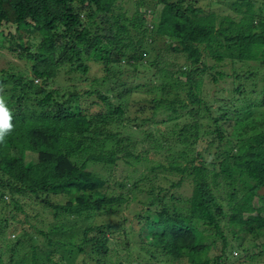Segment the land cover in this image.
I'll return each mask as SVG.
<instances>
[{
  "label": "trees",
  "instance_id": "obj_1",
  "mask_svg": "<svg viewBox=\"0 0 264 264\" xmlns=\"http://www.w3.org/2000/svg\"><path fill=\"white\" fill-rule=\"evenodd\" d=\"M209 1L215 10L195 0H133L129 15L121 0H0V49L7 44L29 70H0L14 125L0 143V203L22 212L26 200L52 220L47 231L28 224L34 235L21 229L0 248V264H62L58 250L66 264L79 255L81 264H264V221L248 214L264 205V56L254 51L264 2ZM156 38L166 47L133 85L147 103L127 116L122 77L134 79ZM91 62L100 77H89ZM61 73L80 83L49 87ZM206 75L229 78L230 93L205 94ZM155 110L173 126L141 138L154 123L144 113ZM150 155L161 161L116 179L120 163L135 167ZM161 174L172 178L167 188ZM183 186L189 194L176 195ZM133 197L138 208L127 217L96 221ZM9 228L0 218L1 243ZM250 249L258 252L244 256Z\"/></svg>",
  "mask_w": 264,
  "mask_h": 264
},
{
  "label": "rangeland",
  "instance_id": "obj_2",
  "mask_svg": "<svg viewBox=\"0 0 264 264\" xmlns=\"http://www.w3.org/2000/svg\"><path fill=\"white\" fill-rule=\"evenodd\" d=\"M122 1V5L124 7V10H126L128 13L127 14H131L133 8H134V2L133 0H121ZM196 1V6L197 7H202L205 10H215L217 8V6L213 5L209 0H195ZM257 4L264 2V0H256ZM146 4L149 5L150 4V0H145ZM151 12H152V5L149 6L148 11H147V15L145 16V23L149 24L151 22ZM6 46L7 44H4V47L0 49V70H4V69H8L9 73L11 72V74H16V73H22V74H27L29 72V70L27 69V66L25 65V63L21 60H18L14 55H12L10 52H8L6 50ZM164 47H166L165 42L163 39L160 38H156L152 43H151V48H152V53L146 57L145 60H143V62L141 63L142 65L139 67L136 76L134 77V79L131 78H126V77H122V81L127 83V85L125 84V88L123 91H125L123 94V91L118 92V94H121V104L125 105V107L127 106V108L129 109V114H127V116H131L133 117V112L135 111V109H137V107L139 106H144L146 105L143 101V98L148 97L146 95H144L143 91L145 89H135L133 88V85H135L136 83H138L139 85H141L142 83H144L146 81V77L145 75L150 72L151 70L148 68V64L152 61V59L154 58V56L164 50ZM264 37L262 38H257L255 39V43H254V51H256L257 53H259L258 51H260V55L264 56ZM211 63L209 62L208 65H210ZM9 67V68H8ZM89 67H90V72H89V77H100L101 74V68L100 65L95 64L93 62L89 63ZM223 68V67H222ZM140 71V73H139ZM144 74V75H143ZM128 75H133L132 73H129ZM147 76V75H146ZM1 77V74H0ZM211 78L206 75L203 77V91L206 92L205 94H210L211 96H214V94L217 93L221 96H227L230 93L232 86V81L229 78H222L220 80H218L217 83H212L211 82ZM40 80H35L34 82L37 83ZM80 83L79 79L77 78V75H73V74H64L61 73L59 75V77H57V79L55 80V83L49 87H53V88H59V87H63V88H68L70 86H72L73 84H77ZM132 84V85H131ZM107 88V87H105ZM3 90H1L0 92H2ZM214 92V93H212ZM0 93V94H1ZM3 95H1L0 98L3 99L2 97ZM5 96V95H4ZM110 96H112V94H110ZM116 96V94L114 95ZM7 98V97H6ZM8 99V98H7ZM112 103L116 104L117 100L114 98H111ZM7 101V100H6ZM148 108V106H145ZM126 108V109H127ZM139 117H142V114L140 116V114L138 115ZM144 116L147 117L148 119L152 118L153 119V127H150L149 129H142L139 134V136L144 137L147 135L148 132H164L167 131L171 128V126H173V121H169L166 120V122L161 123L160 120H164L166 118V115L161 114L158 110L155 111H147L144 113ZM177 121V119H176ZM183 122V121H182ZM201 122H204V120L202 119ZM228 132L232 131V127L231 128H227ZM131 131L130 129H126L125 130V134H130ZM232 141V139H230ZM147 143H142V146L145 147ZM231 143H228V145L226 146L227 150L230 149L229 145ZM138 148L140 149V145H138ZM146 148V147H145ZM150 162L144 163V164H137L132 166V167H127L126 165L123 164H119L118 166V170L116 171V179L121 177V176H126L130 173V176L133 177V179L137 178L140 176V174L142 172L147 171L149 166H153L155 164H158L161 161V157L159 156H154L150 155ZM153 158V159H152ZM97 168V167H96ZM95 170H99V168H97ZM159 177V183L167 188L169 185V182L171 181V177L166 176L165 174H161L158 175ZM167 177V178H166ZM171 178V179H170ZM169 180V181H168ZM189 187L188 186H183L182 189L180 190V193L175 192L176 195L180 194L181 195H187L189 194ZM58 201L60 203H64L65 199L63 198H57V199H53L52 202ZM133 204L129 205L127 204L126 206H122L120 208H115L112 209L110 211H105L107 212V214H103L101 216H98L96 218L97 222H105L106 219H111L112 221H110V223H115L119 220H121V216H125L127 217L128 214H130L129 212H133L136 211L138 208V205L135 203V201H137L135 199V197L132 198ZM21 206L23 208V211H16L14 209V206L10 205V203H8V200H5V203H0V218H7L9 220V224H10V228L8 229V233L5 236L4 241L1 243L0 242V248L3 250H6L5 248L11 244L12 242L15 241L16 237L19 234V231L21 229H28V224L33 225L37 231H47L48 228L50 227V225L52 224V220H51V212L49 210L44 211L39 205L35 206L32 205L31 203H27L26 200L21 201ZM125 208H129L128 212L125 211ZM44 211V212H43ZM249 215L252 216H256L257 219V223L262 224V222L264 221V205L262 208H253L252 212L248 213ZM256 225V224H255ZM29 231V229H28ZM37 231H33L30 230V234L34 235L35 232ZM38 231V232H39ZM36 237L33 238V240H35L39 245H41L42 249H46L47 251H50L54 248H50L48 247L45 243V240L43 239V237H39L37 235H35ZM108 238V237H106ZM108 240H111V236ZM35 242V243H36ZM36 243V244H37ZM13 244V243H12ZM123 244V243H122ZM248 244V245H247ZM244 242V246L243 248L246 249L250 246V242L247 243ZM123 246V245H122ZM253 247V243H251V248ZM254 252H258L257 249H254L253 251L250 249L249 252L245 253L244 256H250L252 255V253L254 254ZM67 253L63 250H58L57 253L55 254L54 260L58 261L61 256L63 258V263L62 264H66L65 262L68 263V261L66 260V255ZM235 256V255H234ZM76 260L75 263L76 264H81V261L84 260L82 255H79L78 257L76 256ZM86 263L88 262L87 259H85ZM89 264V263H87Z\"/></svg>",
  "mask_w": 264,
  "mask_h": 264
},
{
  "label": "clouds",
  "instance_id": "obj_3",
  "mask_svg": "<svg viewBox=\"0 0 264 264\" xmlns=\"http://www.w3.org/2000/svg\"><path fill=\"white\" fill-rule=\"evenodd\" d=\"M12 120L13 113L7 102L0 98V143L4 142L6 137L13 131Z\"/></svg>",
  "mask_w": 264,
  "mask_h": 264
}]
</instances>
